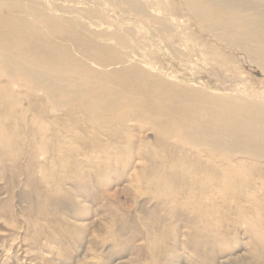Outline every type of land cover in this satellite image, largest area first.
<instances>
[{
  "label": "rangeland",
  "instance_id": "374dc122",
  "mask_svg": "<svg viewBox=\"0 0 264 264\" xmlns=\"http://www.w3.org/2000/svg\"><path fill=\"white\" fill-rule=\"evenodd\" d=\"M3 1L0 264H264V0Z\"/></svg>",
  "mask_w": 264,
  "mask_h": 264
},
{
  "label": "bare ground",
  "instance_id": "6f19581e",
  "mask_svg": "<svg viewBox=\"0 0 264 264\" xmlns=\"http://www.w3.org/2000/svg\"><path fill=\"white\" fill-rule=\"evenodd\" d=\"M232 0H226V2H231ZM246 2H247V4L248 3H250V5L252 4V5H255L256 3H255V1L254 0H246ZM7 2L6 1H3V0H1L0 1V6H4V4H6ZM255 3V4H254ZM9 4V3H8ZM260 5V4H259ZM256 6V5H255ZM261 6V5H260ZM32 11L33 12H35L36 11V8H34V9H32ZM259 13H261V14H264V9L263 10H260L259 9ZM246 17V16H245ZM229 18H231L229 15L224 19V22L225 21H227ZM16 19V18H15ZM251 19V18H250ZM252 19H254V18H252ZM16 22L17 23H21L24 27L25 26H27L28 28H29V30H31V31H33V32H35L36 30H35V27H36V25H34V24H32L31 22H30V19L28 18V16H21V18H19L18 20H16ZM260 22H263V21H260ZM249 23H251V22H249ZM264 23V22H263ZM261 27H263V29H260L261 31V34H260V36L259 35H257V36H254L253 38L255 39V43H259V44H261V45H263L264 46V24H262V26H260V28ZM262 35V36H261ZM14 50V49H13ZM16 50H18V49H15L14 50V52H16ZM263 52V53H262ZM252 55L254 56V57H256V58H258V59H261V58H263L264 57V51L263 50H261V49H256V50H252ZM19 59V58H18ZM39 69V68H38ZM37 72V71H36ZM41 75H43V76H47L46 74H44V73H42ZM43 82H45L44 81V79L42 78L41 79ZM248 108V105H247V107H246V109ZM257 108V107H256ZM256 108H255V110H256ZM245 109V107L243 108V110ZM258 109H262L263 111H264V107L263 106H260L259 105V108ZM248 110V109H247ZM251 110L249 109V112H250ZM254 111V110H253ZM259 111H261V110H259ZM248 112V111H247ZM246 112V113H247ZM248 112V113H249ZM256 112V111H255ZM245 113V112H244ZM264 113V112H263ZM238 113H236V115H237ZM258 114V113H257ZM256 114V115H257ZM262 114V113H261ZM261 114H260V116H261ZM258 117H260L259 115H257ZM264 116V115H263ZM257 117V119H259ZM241 118V117H240ZM235 119V118H234ZM233 119V120H234ZM239 119V118H238ZM237 120V119H236ZM245 120V119H244ZM248 120V119H247ZM249 120H250V118H249ZM254 120V119H253ZM240 121V120H239ZM242 121V120H241ZM259 121V120H258ZM240 123H242V127L241 126H235V128H234V130H236L235 132L236 133H242L243 131H244V133L247 135H245V134H243L242 133V135L244 136H246V139L245 140H243V141H245L246 143L245 144H248V147L250 148V146L249 145H251V146H254L255 145V143L257 142V141H254V139H256V138H260V136L262 137V135L260 134L261 133V131H256L255 129H254V127H256V126H260V125H257V123L256 122H253V121H247V123H243V122H240ZM255 123V124H254ZM233 126H234V124H233ZM238 133V134H239ZM238 136H240V135H238ZM260 140H261V138H260ZM255 142V143H254ZM261 144V143H260ZM259 145V144H258ZM259 146H261V145H259ZM246 148H247V146H246ZM256 148H258V147H256ZM253 150V149H252ZM258 152V151H257ZM249 155H251V157H253V158H255V159H258L259 160V158L261 159L262 158V154H257V153H253V156H252V154L251 153H249ZM264 158V157H263Z\"/></svg>",
  "mask_w": 264,
  "mask_h": 264
}]
</instances>
